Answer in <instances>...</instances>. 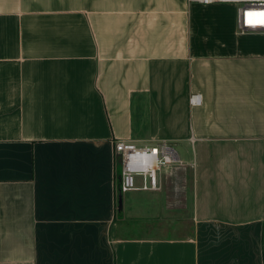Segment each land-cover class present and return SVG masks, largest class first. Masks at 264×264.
<instances>
[{"label": "crops", "instance_id": "obj_1", "mask_svg": "<svg viewBox=\"0 0 264 264\" xmlns=\"http://www.w3.org/2000/svg\"><path fill=\"white\" fill-rule=\"evenodd\" d=\"M238 6L0 0V264H264V31ZM126 138L184 155L119 210Z\"/></svg>", "mask_w": 264, "mask_h": 264}, {"label": "built area", "instance_id": "obj_2", "mask_svg": "<svg viewBox=\"0 0 264 264\" xmlns=\"http://www.w3.org/2000/svg\"><path fill=\"white\" fill-rule=\"evenodd\" d=\"M205 4L230 2L239 4L238 27L241 33L264 31V0H189ZM200 102V95L191 96L190 103ZM117 162L121 192L133 190L159 191L164 168L181 165L177 150L165 139L137 142L120 139L113 144Z\"/></svg>", "mask_w": 264, "mask_h": 264}, {"label": "rangeland", "instance_id": "obj_3", "mask_svg": "<svg viewBox=\"0 0 264 264\" xmlns=\"http://www.w3.org/2000/svg\"><path fill=\"white\" fill-rule=\"evenodd\" d=\"M175 149L178 150L180 156L183 157L184 152H183V150H182L181 148H179V146H178L177 144L175 145ZM188 151H189L188 154H190L191 151H190V150H188ZM120 172H121V165L118 163V167H117V175H116V176H118V175L120 174Z\"/></svg>", "mask_w": 264, "mask_h": 264}, {"label": "water", "instance_id": "obj_4", "mask_svg": "<svg viewBox=\"0 0 264 264\" xmlns=\"http://www.w3.org/2000/svg\"><path fill=\"white\" fill-rule=\"evenodd\" d=\"M119 180V179H118ZM119 186H120V180H119ZM122 205V196H121V191L119 189V193H118V209L120 210Z\"/></svg>", "mask_w": 264, "mask_h": 264}]
</instances>
